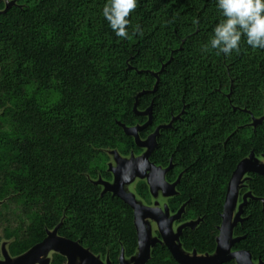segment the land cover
I'll return each instance as SVG.
<instances>
[{"label": "trees", "instance_id": "trees-1", "mask_svg": "<svg viewBox=\"0 0 264 264\" xmlns=\"http://www.w3.org/2000/svg\"><path fill=\"white\" fill-rule=\"evenodd\" d=\"M106 2L19 0L6 9L0 0V225L8 251L20 256L59 226L111 264L122 251L137 254L133 209L96 181L113 179L107 149L144 152L122 125L147 123L138 101L140 112L152 107L142 139L166 126L151 160L171 165L168 181L181 176L171 211L186 204L181 222L200 219L183 230L182 247L213 254L234 169L251 152L264 156V121L247 133L264 115V50L244 38L238 54L203 50L223 18L216 0H138L129 39L102 16ZM243 184L240 192L253 197L233 249L264 264V176L249 173ZM136 190L151 201L145 180ZM50 264L67 258L54 253ZM147 264L180 263L158 243Z\"/></svg>", "mask_w": 264, "mask_h": 264}, {"label": "water", "instance_id": "water-1", "mask_svg": "<svg viewBox=\"0 0 264 264\" xmlns=\"http://www.w3.org/2000/svg\"><path fill=\"white\" fill-rule=\"evenodd\" d=\"M12 5H14L13 1L7 3L6 9ZM155 75L158 77V85L159 73H155ZM134 110L139 115H149L147 123L133 127L122 125L125 132L135 138L137 145L143 148L144 152L138 156L132 153L130 157H122L116 150L117 166L109 167L113 174V179L110 181L100 178L96 181L97 184L104 187L103 194L112 193L114 196L121 198L134 211V223L137 229L139 246L137 254L130 259L133 261L132 264H147L151 258L153 247L158 243H163L180 264H223L232 260L235 261V264H262L254 260L250 251L233 249L235 243L239 240V238L234 237L233 230L243 220V208L246 202L253 197L251 192L245 193L243 202L235 212L245 178L249 173H258L264 176V162L259 161L256 154L251 152L234 169L227 186L215 252L213 254H198L196 250L187 252L180 242L183 230L186 227L193 228L200 222V219L184 222L177 227L176 232L174 231L173 226L175 222L182 220L186 204L182 205L177 212L172 213L169 205L164 208L147 205L137 198L135 192L124 190L125 185H130L140 179L147 182L150 193L153 196L162 191L165 196L170 198L178 194L177 186L181 179V176H179L174 182L168 181L167 174L171 165L163 168L151 160V155L157 147V138L160 131L166 126H158L146 139H142L140 131L152 123V107L147 111L140 112L137 101ZM263 121L264 116L260 119H255V127ZM149 220L156 223L159 232L158 236L152 237ZM51 251L66 256L68 264H75L77 260L80 261V264H111L109 258L104 263L101 256L94 254L80 241L62 236L59 233V226L53 231H49L44 240L35 244L20 256L13 257L9 251L8 253L6 252L4 255L5 261L0 260V264H50L51 260L45 257ZM120 264H129L123 251L120 256Z\"/></svg>", "mask_w": 264, "mask_h": 264}, {"label": "clouds", "instance_id": "clouds-1", "mask_svg": "<svg viewBox=\"0 0 264 264\" xmlns=\"http://www.w3.org/2000/svg\"><path fill=\"white\" fill-rule=\"evenodd\" d=\"M223 17L213 29L205 52L215 50L217 56L237 54L242 38L253 50H264V0H216ZM138 0H107L102 16L117 37L129 39L130 14Z\"/></svg>", "mask_w": 264, "mask_h": 264}, {"label": "rangeland", "instance_id": "rangeland-1", "mask_svg": "<svg viewBox=\"0 0 264 264\" xmlns=\"http://www.w3.org/2000/svg\"><path fill=\"white\" fill-rule=\"evenodd\" d=\"M14 2V4H19V0H5V3H6V5H7V3H10V2ZM21 5V4H20ZM264 116V115H263ZM263 116H261V117H263ZM261 117H256V118H254V120L255 119H260ZM5 126H6V128H9L10 127V122L9 121H6L5 122ZM253 127H255V125H254V121L250 124V126H249V128L247 129V133H249L250 131H251V129L253 128ZM107 153L109 154V156H110V161L108 162V166L110 167V166H117V161H116V155H117V151L115 150V149H107ZM122 157H130L131 155H129V156H124V155H122V154H120ZM136 155V154H135ZM136 156H138V155H136ZM258 159H259V161H262V162H264V157L263 156H258L257 157ZM138 181H140V179H137L134 183H132V184H130V185H125V188H124V190L125 191H133V192H135L136 193V195H137V198L141 201V202H143L144 204H147V205H152V206H160V207H162V208H164L165 206H167L168 205V199H169V197H167V196H165L164 194H163V192L162 191H160L156 196H153L151 193H150V195H151V201L148 203L146 200H144L142 197H140L139 195H138V193H137V190H136V185H137V182ZM246 185L245 184H243V188L245 187ZM248 192V191H247ZM247 192H245V193H247ZM245 193H243L242 194V192H240L239 193V197H238V201H237V209L235 210V212L238 210V206L243 202V197H244V195H245ZM5 202V201H4ZM4 202H0V208L2 207V205H3V203ZM172 213H174V212H172ZM182 224V222L181 221H179V222H175V224H174V226H173V229H174V231L176 232V230H177V227L179 226V225H181ZM149 226H150V231H151V235H152V237H155V236H158L159 235V232H158V228H157V225H156V223L154 222V221H150L149 220ZM0 237H1V252H0V260H3V261H5V253L7 252L8 253V243H9V241L3 236V232H2V227H1V225H0ZM55 252L54 251H51L45 258L46 259H49V260H51V258H52V254H54ZM122 253V252H121ZM121 256V255H120ZM14 257V256H13ZM125 259L126 260H128V263L129 264H132L133 263V261L132 260H130V259H128V258H126L125 257ZM102 260L104 261V263H106L107 262V258H102ZM67 264H68V261H67ZM75 264H80V261L79 260H77L76 262H75Z\"/></svg>", "mask_w": 264, "mask_h": 264}]
</instances>
